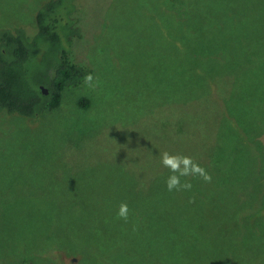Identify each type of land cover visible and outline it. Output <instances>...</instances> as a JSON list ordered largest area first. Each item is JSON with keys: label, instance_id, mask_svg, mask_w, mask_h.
Wrapping results in <instances>:
<instances>
[{"label": "rangeland", "instance_id": "obj_1", "mask_svg": "<svg viewBox=\"0 0 264 264\" xmlns=\"http://www.w3.org/2000/svg\"><path fill=\"white\" fill-rule=\"evenodd\" d=\"M45 1L0 0V28L31 38ZM74 4L71 60L93 86L35 117L0 110V264H264V146L246 129L264 142V0ZM218 145L231 164L193 159L211 182L183 177L196 203L172 200L161 154ZM198 211L232 231L190 238Z\"/></svg>", "mask_w": 264, "mask_h": 264}, {"label": "trees", "instance_id": "obj_2", "mask_svg": "<svg viewBox=\"0 0 264 264\" xmlns=\"http://www.w3.org/2000/svg\"><path fill=\"white\" fill-rule=\"evenodd\" d=\"M75 0H46L34 12L33 18L36 25V33L28 38L24 30L20 26L9 28H0V110L7 113H16L25 117H35L44 110L56 109L59 107L63 91L67 88L80 86L84 82V77L91 74V68L88 65L75 63L71 60L70 44L74 35L81 36L77 29V21L75 18H68L69 8L75 6ZM44 87L47 94L43 93L39 87ZM89 99L83 97L78 100L81 107L89 105ZM262 121L264 120V105H262ZM264 123V121H263ZM249 137L258 143V147L264 146V142H260L252 131L251 126H246ZM206 147V146H205ZM198 146L192 148V159L204 162L201 157L206 154L209 162H213L218 169L225 159L231 164L232 152L229 154L220 150L218 145L216 148L205 149ZM260 154V153H259ZM262 154V153H261ZM264 155V153L262 154ZM264 163V160L263 162ZM191 180H195L192 177ZM196 185V184H195ZM179 197L176 199L173 195L172 200L185 199L184 206L186 208L187 201L196 203V198L189 197L186 191H177ZM205 195L209 194L204 192ZM215 206L214 201L208 202ZM221 198H219L220 200ZM252 208L246 209L249 212ZM259 211V210H258ZM245 212V213H246ZM202 218L197 224L196 234L203 233V223L210 219L218 220L227 229L232 231L230 226L215 213L210 211H198ZM259 218L264 216L259 211ZM244 219H250V213L243 216ZM212 230V226L207 223L204 230ZM214 264H221V261L214 255ZM208 260V257L205 256Z\"/></svg>", "mask_w": 264, "mask_h": 264}, {"label": "clouds", "instance_id": "obj_3", "mask_svg": "<svg viewBox=\"0 0 264 264\" xmlns=\"http://www.w3.org/2000/svg\"><path fill=\"white\" fill-rule=\"evenodd\" d=\"M84 82L88 86H93V76L88 74L84 77ZM162 167L169 170L170 175L165 181L166 188L169 192L172 191H190L192 184L188 181L181 182L183 177H197L206 183H210L212 177L199 164L194 162L192 157L179 154H171L167 151L160 156ZM129 216V208L127 203L122 202L119 205L117 217L127 222Z\"/></svg>", "mask_w": 264, "mask_h": 264}, {"label": "water", "instance_id": "obj_4", "mask_svg": "<svg viewBox=\"0 0 264 264\" xmlns=\"http://www.w3.org/2000/svg\"><path fill=\"white\" fill-rule=\"evenodd\" d=\"M39 87L42 89L43 93L47 94V91L44 87H41V86H39Z\"/></svg>", "mask_w": 264, "mask_h": 264}]
</instances>
